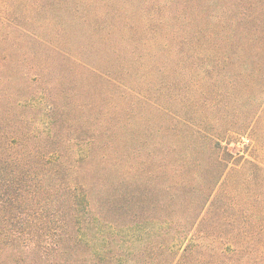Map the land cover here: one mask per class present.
<instances>
[{
    "label": "rangeland",
    "instance_id": "374dc122",
    "mask_svg": "<svg viewBox=\"0 0 264 264\" xmlns=\"http://www.w3.org/2000/svg\"><path fill=\"white\" fill-rule=\"evenodd\" d=\"M221 6V0H0V140L13 141L10 151L57 148L69 155L76 140L93 136V160L81 164V179L104 191L125 175L127 185L144 190L145 204H155L141 214L131 210L125 221L194 215L197 196L218 170L205 135L228 139L232 162L249 158L264 166V106L250 124L252 142L237 134L263 98L262 74L252 70L253 60L243 70L235 48L221 56L227 17ZM210 58L225 60L214 67ZM47 121L55 126L49 136ZM186 155L191 192L172 194L181 184L176 165ZM262 179L257 171L248 183L219 181L215 193L221 189L223 197L227 185L257 191Z\"/></svg>",
    "mask_w": 264,
    "mask_h": 264
},
{
    "label": "trees",
    "instance_id": "16d2710c",
    "mask_svg": "<svg viewBox=\"0 0 264 264\" xmlns=\"http://www.w3.org/2000/svg\"><path fill=\"white\" fill-rule=\"evenodd\" d=\"M221 2L227 15L223 51L218 45L221 56L235 48L233 55L242 61L243 70L253 60L252 70L262 74L263 98L237 133L252 142L250 124L264 106V0ZM217 60H211L212 66L218 67ZM50 113L49 118L53 110ZM54 127L49 121L42 125L47 136ZM95 142L93 136L76 140L78 148L68 155L57 148L47 153L10 151L13 141L0 140V264H264V166L260 162L249 158H242L243 164L232 162L228 139L211 140L205 135L208 160L218 170L208 191L197 196L192 207L196 213L178 220L134 216L125 221L131 210L141 214L155 204H145L144 190L127 185L125 175L104 191L81 179V164L91 165ZM181 159V165H176L181 184L172 194L191 192L183 176L191 159L188 155ZM257 171L263 178L257 191L238 192L239 187L227 185L225 198L221 189L215 193L219 181L242 178L248 183ZM219 198L223 203L217 205ZM8 250L16 256L7 258Z\"/></svg>",
    "mask_w": 264,
    "mask_h": 264
}]
</instances>
